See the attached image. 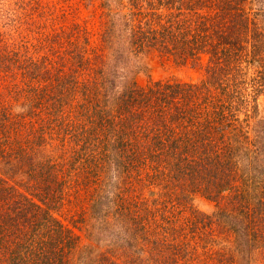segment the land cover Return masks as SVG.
Listing matches in <instances>:
<instances>
[{
  "label": "rangeland",
  "instance_id": "374dc122",
  "mask_svg": "<svg viewBox=\"0 0 264 264\" xmlns=\"http://www.w3.org/2000/svg\"><path fill=\"white\" fill-rule=\"evenodd\" d=\"M146 1L0 0V67L1 61L10 62V59L31 62L28 68L16 64V73L10 79L11 90L19 85L25 92L21 100L18 98L17 110L31 104L37 106L38 90L52 87L59 81H82L93 69L98 77L111 75L125 81L133 79L139 87L150 80L166 83L167 94L175 97L174 105L185 102L182 114L191 120L196 121L202 111L215 119L212 109L226 105L230 110L227 113L223 107L226 119L239 118L250 138L264 147V91L256 83L259 67L252 41L257 32L252 27L242 26L246 31L241 33L245 39L236 40L234 44L225 45L216 38L225 25L232 23L228 21L230 11L255 13L260 10L262 14L264 0H245V9H221L215 0H207L205 7L189 8L180 0H174L170 8L164 5L160 12L164 24H171L168 28L176 38L162 41L161 35H169V31L158 29L154 24L155 37L149 42L155 40L156 45L151 44L150 48L133 54L135 50L130 41L136 36L126 29L125 18L137 22L135 30H147L144 29L147 28L144 14L152 6ZM169 15L171 18L167 21ZM154 21L156 19L151 24ZM199 27L209 36V41L216 44V52L221 57L217 62H213L216 56L210 46L195 47L199 42L192 37ZM220 61L224 66L218 72ZM90 65L93 68H89ZM3 67L6 68V64ZM0 74L6 75L1 71ZM79 85L82 87L83 83ZM2 91L9 92L8 97H15L16 92L3 88ZM67 120L64 123H69ZM54 128L55 136L60 139V131L57 126ZM33 134L26 129L22 142L14 148L33 145L30 155L34 162L57 161L60 152L54 141L44 142L41 138L35 142ZM144 142L152 144L154 140L145 139ZM9 149L4 147L3 154ZM142 150L143 142L138 148L139 152ZM147 151L149 158L143 172L137 175L138 180H132L131 186L123 183L122 190L117 193L113 190L115 184L111 183V180L116 181L117 175L112 170L103 175L106 182L94 201L86 197L84 189L71 178L55 184L51 199L56 194L53 203L57 205L51 206L52 213L63 225L72 228L74 237L71 248L68 243L62 245L64 264H264V176L260 178L255 173L259 163L250 166L237 161L236 179L224 183V179L215 182L211 178L209 186L199 182L188 196V192L182 190L180 178L174 173L168 174L170 166L162 156H157L158 149L152 146ZM260 160L264 164V154ZM1 169L4 165L0 164ZM260 172L263 173L258 170V174ZM170 177H174V181ZM19 181L24 184V175ZM23 184L19 187L26 189ZM217 184H224L221 190L217 189ZM106 193L121 197L108 198ZM160 194L164 201L163 212L149 213L144 220L147 224L162 214L170 218V214L174 215L187 201L188 209L185 213L178 212L180 219L170 223L163 220L161 228L157 229L156 225L145 236L130 234L138 226L134 217L128 227L122 215L105 212L107 206L115 207L134 200L141 202L144 198L151 197L156 203ZM158 224L160 227L159 220ZM9 246L0 264H36L44 252V249H35L42 251L39 256L36 252L35 257L25 246Z\"/></svg>",
  "mask_w": 264,
  "mask_h": 264
},
{
  "label": "trees",
  "instance_id": "16d2710c",
  "mask_svg": "<svg viewBox=\"0 0 264 264\" xmlns=\"http://www.w3.org/2000/svg\"><path fill=\"white\" fill-rule=\"evenodd\" d=\"M180 1L189 8L207 6V0L206 3L205 0ZM244 1L215 0L221 9H245ZM172 2L174 0L146 1L147 5L152 6V9H148L144 14L147 17L145 19L147 28L144 29L147 30H140L142 28L135 30L137 22L132 23L133 19L125 18L126 29L138 37H133L134 40L130 41L132 50H135L133 54L150 48L151 44L156 45L155 40L149 42L155 37L154 24L158 25V29L169 31V35H161L162 41H172L176 38L174 37L176 34L170 32L168 28L171 24L168 23L167 26L164 24L163 14L160 12L164 5L170 8ZM230 12L228 21L232 23L223 27L226 34L221 31L216 38L221 39L225 45L234 44L236 40L245 39L241 34L246 33L242 26L256 30L254 32H257V35L252 40L255 46L253 55L257 56L256 62L259 67L256 71V83L264 91V12L262 14L259 13L260 10H256L255 13L248 10ZM167 17L168 21L171 15ZM154 19L156 21L151 24ZM162 30L160 32H164ZM208 38L202 27H199L192 37L194 41L199 42L195 45L196 48L210 46L213 56H216L213 62H217L221 57L216 52V44ZM10 60L1 61L3 65L0 67V71L6 73L2 76L0 74V164L4 165V169L0 170V258L6 257L5 254L10 250L9 245L13 244L25 246V249L35 257L37 253L39 256L42 252L35 249H44L40 262L36 264L66 263L62 245L68 243V247L71 248L74 237L72 228L63 225L52 213L51 206L57 205L53 203L56 194L51 199V194L55 193V184L67 177L71 178L84 189V195L94 201L99 197L106 182L103 175L112 170L117 175L116 181L111 180V183L115 184L113 190L117 193L122 190L123 183L131 186L132 180H138L137 175L143 172L145 162L149 158L147 150L152 146L158 149L157 156H162L165 163L170 166L168 174L174 173L176 178H180L182 190L188 192V196L199 182L204 183V186L212 185L209 184L211 178H214L215 182L224 179V183L226 181L230 183L237 173L235 171L237 161L250 166L259 163L260 167L255 171L256 176L260 178L264 176V164L260 160L264 154V147H261L256 139L250 138L243 129V121L239 118L226 119L223 107L227 113L230 112L226 105L212 109L215 119L202 111L196 121L191 120L182 114L185 102L174 105L175 97L167 94V89L164 88L166 83L150 80L145 86L139 87L133 79L125 81L111 75L98 77L91 69V75H88L85 81L54 83L52 87L37 91L39 98L37 106L31 104L17 110L18 98L21 100L25 92L18 84V87H13L15 90H11L10 79L16 73V64L28 68L31 62H27L26 59ZM220 62L218 72L224 66L222 61ZM5 64L6 68L3 67ZM89 68L93 67L90 65ZM81 83L82 87L79 85ZM2 88L16 92L15 97H8L9 92L2 91ZM234 88L240 89L237 86ZM170 107L172 109L168 111ZM173 109L177 111L174 112ZM67 118L69 123H64ZM55 126L60 131V139L55 136ZM26 129L34 133L32 139H35V142L41 138L44 142L54 141L60 152L58 160L36 163L30 155L33 145L30 147L26 144L20 149L14 148V146L18 148L22 142L21 137L25 136ZM145 139L154 140V143H146ZM142 142L143 150L139 152L138 148ZM4 147L10 148L6 155L3 154ZM129 169L131 170L128 171ZM258 170L263 173L258 174ZM21 175H24V184L23 181L21 183L19 181ZM163 176L166 180L169 179L167 175ZM170 179L174 181L175 178ZM19 184L26 185L27 188L22 189ZM223 185L217 184V189L221 190ZM106 195L108 198L121 197L115 193ZM188 196L186 195L187 198ZM163 202L160 194L156 203L151 197L144 198L141 202L134 200L132 203H120L115 207L107 206L105 212L122 215L127 220L128 227L131 226L130 220L134 217L138 226L134 227L130 234L145 236L152 232L154 226L157 225V229L161 228L163 220L170 223L180 219L177 216L188 209L187 201L173 213L174 215L170 214V218L162 214L147 224L144 220L149 213L153 215L155 211L160 214L163 212ZM152 203L157 204V209H154L156 207H153ZM139 215L143 218H139ZM10 236L13 238L10 239Z\"/></svg>",
  "mask_w": 264,
  "mask_h": 264
}]
</instances>
